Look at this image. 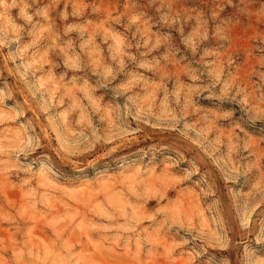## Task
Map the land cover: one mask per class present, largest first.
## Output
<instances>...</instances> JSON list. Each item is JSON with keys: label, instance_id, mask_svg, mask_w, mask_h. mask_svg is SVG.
I'll return each mask as SVG.
<instances>
[{"label": "rangeland", "instance_id": "1", "mask_svg": "<svg viewBox=\"0 0 264 264\" xmlns=\"http://www.w3.org/2000/svg\"><path fill=\"white\" fill-rule=\"evenodd\" d=\"M0 264H264V0H0Z\"/></svg>", "mask_w": 264, "mask_h": 264}]
</instances>
